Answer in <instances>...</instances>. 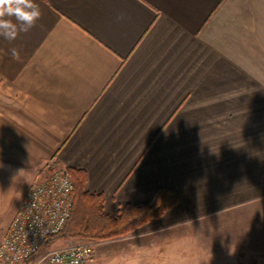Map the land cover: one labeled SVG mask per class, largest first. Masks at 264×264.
<instances>
[{"label":"crops","instance_id":"obj_1","mask_svg":"<svg viewBox=\"0 0 264 264\" xmlns=\"http://www.w3.org/2000/svg\"><path fill=\"white\" fill-rule=\"evenodd\" d=\"M33 2L35 26L0 35V181L28 176L24 197L56 157L110 215L167 189L122 238L150 264L180 240L189 263L192 223L254 215L230 262L264 264V0Z\"/></svg>","mask_w":264,"mask_h":264},{"label":"built area","instance_id":"obj_2","mask_svg":"<svg viewBox=\"0 0 264 264\" xmlns=\"http://www.w3.org/2000/svg\"><path fill=\"white\" fill-rule=\"evenodd\" d=\"M73 205L72 177L54 157L38 172L0 239V264H92L95 243L70 245L35 256L49 237L65 228Z\"/></svg>","mask_w":264,"mask_h":264},{"label":"rangeland","instance_id":"obj_3","mask_svg":"<svg viewBox=\"0 0 264 264\" xmlns=\"http://www.w3.org/2000/svg\"><path fill=\"white\" fill-rule=\"evenodd\" d=\"M29 184L28 176H16L14 179H9L5 182L0 181V239L8 230L20 202L22 203L25 197H23V194ZM235 219H239L237 222L243 223V229L246 228L247 225L244 224L247 222L255 223L261 221V218L257 221L254 220V215L244 214L240 215L239 218L238 216H227L224 219L220 217H210L207 221L192 223L183 233V238L189 245L184 249L187 251L186 253L190 255L191 261L189 263H183L182 259L178 257L180 240L177 242L178 247L175 246L171 249L172 254L175 256L174 259L176 260L172 264H236L230 262V259H233V257L238 254L237 251L239 247H237L238 245L236 244V234L241 233L240 230L237 231L236 227L233 228L232 226V221ZM123 237L124 236L104 241L59 238L45 252L75 244L103 242L96 248L97 251L95 250L92 264H150L149 261L151 259H146L150 249H148V252H146L147 249H144L141 253L142 263L138 262L136 259H138V255L141 256V254L134 251V246L122 244ZM163 249L165 248H160V250ZM188 250H190V253ZM227 260L228 262H224ZM167 264H171V262Z\"/></svg>","mask_w":264,"mask_h":264},{"label":"trees","instance_id":"obj_4","mask_svg":"<svg viewBox=\"0 0 264 264\" xmlns=\"http://www.w3.org/2000/svg\"><path fill=\"white\" fill-rule=\"evenodd\" d=\"M74 184L73 212L65 228L49 237L35 256L46 251L59 238L104 241L129 235L153 219L162 217L178 203L167 189H160L149 204L124 206L116 215L104 211L102 194L85 190V177L68 169Z\"/></svg>","mask_w":264,"mask_h":264},{"label":"clouds","instance_id":"obj_5","mask_svg":"<svg viewBox=\"0 0 264 264\" xmlns=\"http://www.w3.org/2000/svg\"><path fill=\"white\" fill-rule=\"evenodd\" d=\"M41 16L39 6L33 0H0V35L13 41L19 32H28ZM18 25H23L19 28ZM13 58H18L16 49H11Z\"/></svg>","mask_w":264,"mask_h":264}]
</instances>
